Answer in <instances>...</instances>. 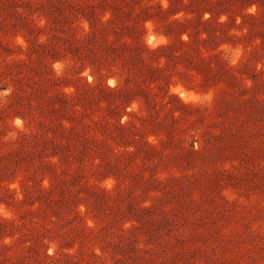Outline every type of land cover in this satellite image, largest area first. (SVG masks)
<instances>
[{"label":"rangeland","instance_id":"obj_1","mask_svg":"<svg viewBox=\"0 0 264 264\" xmlns=\"http://www.w3.org/2000/svg\"><path fill=\"white\" fill-rule=\"evenodd\" d=\"M169 1L0 0V264H264V0L156 74L109 63L204 7Z\"/></svg>","mask_w":264,"mask_h":264},{"label":"trees","instance_id":"obj_2","mask_svg":"<svg viewBox=\"0 0 264 264\" xmlns=\"http://www.w3.org/2000/svg\"><path fill=\"white\" fill-rule=\"evenodd\" d=\"M170 4L165 11L170 13L173 7V0L169 1ZM203 3V9L201 14H199V18H176L170 24L166 25L167 28L165 35L166 36H177V39L172 43L167 45L159 46L155 49H151L148 46L141 43L140 32L138 30H130L126 36L132 38V42H121L116 40L112 42H108L106 45V55L104 57L108 58L109 63L120 66L122 70L127 71H136L145 78L149 73L156 74L155 70L147 63L148 59H158L161 52L169 51L168 57L172 58L174 56V52H176L177 45H183L188 48H194V46H199V44H203V46L207 48H218L219 47V36H217L215 30H222L229 23H235L238 29H243L245 25V14H243L244 8L246 6H252L255 4L252 0H201ZM217 7H227L228 11H222L223 13H216L215 8ZM227 12H231L228 15V19L225 21H220L221 14H228ZM208 13L210 16L206 19L203 18L204 14ZM250 17H254L253 14H248ZM236 16H241L243 21L239 24H236ZM108 22H111L109 20ZM206 35V37L203 36ZM186 35L187 40H183L182 36ZM196 38L198 43H196ZM20 49L23 50V46H20ZM190 57V55L186 56ZM215 57V56H214ZM212 57V58H214ZM201 61L205 63V69L209 72V75H227L234 79L227 70H225L222 66L216 68L210 67V64L204 62L205 58L201 57ZM191 61V59H190ZM218 63V60H216ZM231 68H234V65H230ZM114 89V88H112ZM127 115H132L131 113H124ZM126 124L119 123L121 128L126 127Z\"/></svg>","mask_w":264,"mask_h":264}]
</instances>
